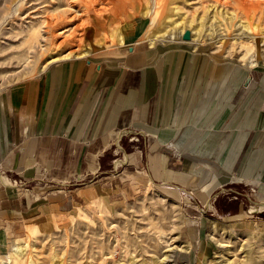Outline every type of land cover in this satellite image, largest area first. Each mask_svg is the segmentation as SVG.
<instances>
[{"label":"rangeland","instance_id":"1","mask_svg":"<svg viewBox=\"0 0 264 264\" xmlns=\"http://www.w3.org/2000/svg\"><path fill=\"white\" fill-rule=\"evenodd\" d=\"M157 1L0 0V91L120 38L242 64L252 80L264 74V0H166L155 21ZM143 134L122 131L104 166L141 150ZM0 174L14 185L0 183V199L29 211L22 221L0 213V264H264V196L242 180L210 188L146 177L121 200L94 196L54 213L43 201L92 185L91 172L57 182Z\"/></svg>","mask_w":264,"mask_h":264},{"label":"crops","instance_id":"2","mask_svg":"<svg viewBox=\"0 0 264 264\" xmlns=\"http://www.w3.org/2000/svg\"><path fill=\"white\" fill-rule=\"evenodd\" d=\"M120 41L0 91V173L57 182L91 172L92 185L43 201L54 213L94 196L121 200L146 177L210 188L239 179L264 196V74L252 80L242 64L205 53ZM122 131L144 133V144L106 167ZM0 183L14 186L1 174ZM0 202L7 221L29 213L17 198Z\"/></svg>","mask_w":264,"mask_h":264},{"label":"bare ground","instance_id":"3","mask_svg":"<svg viewBox=\"0 0 264 264\" xmlns=\"http://www.w3.org/2000/svg\"><path fill=\"white\" fill-rule=\"evenodd\" d=\"M166 4V0H158L157 1V10L155 11V13H154V15H153V20H155V21H158L159 20V12L161 11H159V9H161L162 8V6H163V4ZM164 4V5H165ZM163 7H165V6H163ZM163 10V9H162ZM166 11V10H165ZM162 12V11H161ZM164 12V11H163ZM161 16H162V14H161ZM160 16V17H161ZM165 35V33H159L158 35H157V37H162V36H164ZM80 57V56H79ZM119 148V147H118Z\"/></svg>","mask_w":264,"mask_h":264}]
</instances>
